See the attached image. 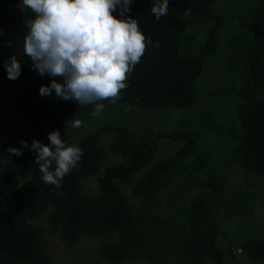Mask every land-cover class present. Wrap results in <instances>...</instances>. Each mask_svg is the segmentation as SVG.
I'll return each mask as SVG.
<instances>
[{
  "label": "trees",
  "instance_id": "1",
  "mask_svg": "<svg viewBox=\"0 0 264 264\" xmlns=\"http://www.w3.org/2000/svg\"><path fill=\"white\" fill-rule=\"evenodd\" d=\"M18 3L20 0H0V79L7 83L19 81L32 70L22 51V37L27 31L24 18L32 14L21 12ZM151 5L152 0H133L126 14L137 19L144 35L160 47L146 48L120 99L115 103L103 101L105 106L122 110L120 122L84 124L83 115L94 106L57 99L54 93L40 95L39 86L50 82L47 75L22 88L10 108L0 107V145L6 150L19 148L21 140L31 145L37 139L47 145V134L52 130H58L66 141L70 127L65 121L69 119L81 120L85 130L83 136L70 135L83 156L78 167L63 178L60 188L42 181L33 152L25 149L20 156H0V264H51L39 240L42 230L32 222L44 213L48 231L59 236L64 249L86 236L98 240V256L108 264H150V252L141 249L148 241L145 207L164 193L172 196L175 207L171 219L179 241L172 252L179 255L178 260L182 264H201L204 260L221 264L222 250L213 244L215 232L198 233L194 229L195 224L210 218L200 192L208 190L209 197L215 199L220 207L215 212L235 208L252 213L258 190L252 188V195L242 201L223 198L219 194L224 183L218 170L221 165L234 166L264 179V0H169L168 14L159 21L152 15ZM201 24L205 27L200 39L188 29ZM9 41L12 47L7 46ZM220 41L227 72L235 75L225 117L232 121L233 130H225L216 115H200L184 124L182 114L171 119L174 109H194V82L207 69ZM10 55L21 64V74L15 80L7 78L3 67ZM130 111H140L144 119L161 113L164 116L159 121L161 126L166 123L165 129L151 138H135L134 126L126 121ZM229 135L233 142L224 148L223 137ZM99 137L102 144L97 141ZM162 137L182 142V146L173 156L154 160L157 140ZM208 141L217 151H204ZM109 155L120 158V162L100 171ZM99 171L95 192L82 195L81 182ZM186 180V187L191 188L189 196L182 198L185 189L180 187L170 190ZM117 184H128L141 204L126 201ZM255 225L253 222L252 227ZM239 250L249 259L264 262L262 240L248 237Z\"/></svg>",
  "mask_w": 264,
  "mask_h": 264
},
{
  "label": "clouds",
  "instance_id": "2",
  "mask_svg": "<svg viewBox=\"0 0 264 264\" xmlns=\"http://www.w3.org/2000/svg\"><path fill=\"white\" fill-rule=\"evenodd\" d=\"M132 4L133 0H20L18 9L32 14L24 18L23 54L34 71L51 78L48 85L39 86V94L54 93L57 99L93 105L94 117L102 114L103 101L120 99L146 48L160 47L144 35L137 19L126 15ZM168 9L169 0H152L150 11L156 21L166 16ZM7 46L12 47V42ZM3 67L10 80L21 74L15 55H10ZM65 126L79 128L82 121L69 119ZM47 138V145L37 139L31 145L21 140L19 148L9 147L7 152L15 156L25 149L33 152L42 181L60 188L63 178L78 167L83 150L67 144L58 130L50 131Z\"/></svg>",
  "mask_w": 264,
  "mask_h": 264
},
{
  "label": "rangeland",
  "instance_id": "3",
  "mask_svg": "<svg viewBox=\"0 0 264 264\" xmlns=\"http://www.w3.org/2000/svg\"><path fill=\"white\" fill-rule=\"evenodd\" d=\"M204 27V24L199 26L192 25L188 31L196 34L195 37L201 39ZM221 47L222 43L218 47L213 58L209 61L207 69L201 74L199 79L194 82L193 89L197 95L194 109H174L171 113V115H173L171 119H173V117L176 119L177 115L182 114V117H185L182 119L184 124L187 120L197 118L200 115H207L209 117H214V115H216L218 118H221V122L225 125V130H233L230 126L232 121L225 117L228 116L227 105L230 102L229 99H231L228 93H230L231 88L235 86V75H231L227 72V62L223 60L224 49H221ZM40 76L41 75L32 69L15 83H7L3 79H0V107L10 108L12 101L17 98L20 90ZM49 79L51 78L49 77ZM57 80L58 82H62L59 78H57ZM224 108H227V110ZM91 112L83 115L84 124H89L93 121L97 123H109L111 121L120 122L123 116L121 109L112 108L110 106H105L102 114L97 117L92 116ZM160 116L164 115L155 113L144 119L140 111H130L126 117V121L134 126L135 138L143 136L151 138L165 129L166 123L161 126L159 121ZM166 120L167 119H163L162 122ZM179 121L180 119L177 122ZM81 127H70L68 129L65 139L67 144L71 145L73 142L70 137L71 134L76 133L82 136L84 135V126L83 128ZM108 135L110 136V134ZM223 139L226 142L224 148H227L233 142V137L231 135L227 138L223 137ZM97 141L99 144L103 143L101 137H99ZM207 143L209 144L205 146L206 149H204L206 153L217 151V147H212V142L208 141ZM157 144L158 151L154 155V160L173 156L175 151L182 146V142H172L166 137L158 139ZM6 153H8L7 150L0 145L1 158L5 156ZM120 160L121 159L118 157L111 155L107 156L101 164L100 171L105 166L116 164L120 162ZM219 169L218 174L220 175L218 177L220 182L222 181L224 183V188L219 195L223 198L242 201L248 194L252 195L254 190H258V195L253 201V211L250 213L248 210L229 208L227 210L215 212L220 209L219 205H217L215 199L209 197L208 190H202L200 194H204L202 198L205 200L210 218L203 223L198 222L195 224L194 229L198 231V233L215 232L216 235L213 244L222 250L223 257L221 258V264H264L262 261L249 259L239 250L241 242L245 241L248 237L264 241V196H261V193L264 192V185L262 182L264 179L255 177L250 173H243L234 166L221 165ZM100 171L89 179L81 182L80 187L82 195L90 196L95 192L96 177L99 175ZM137 176H135L134 179H136ZM117 185L126 201L135 206L141 204V202L132 195L128 184ZM186 185L187 180L183 183L179 182V185L172 186L170 190L179 187L185 189L182 197L184 198L185 196H189L191 189L188 186L186 187ZM167 191H169V189L165 192ZM171 198L172 196L164 193L146 203L147 221L144 225V229L146 230L148 241L141 244V249L150 252V264H182L178 260L179 255L177 256L172 252L179 241V235L176 234V229L171 219L175 211ZM45 216L46 213L34 219L32 222L42 230L39 240L44 245V251L51 264H108L98 256L97 239L81 236L78 242L72 247L68 249L62 248L59 236L48 231ZM253 222L256 223L254 227H252ZM239 226H241V228ZM234 229H237V231ZM202 239L207 240L206 236H203ZM134 263V261H127L122 264ZM201 264L211 263L204 260Z\"/></svg>",
  "mask_w": 264,
  "mask_h": 264
}]
</instances>
